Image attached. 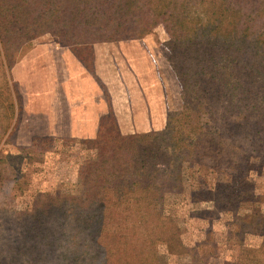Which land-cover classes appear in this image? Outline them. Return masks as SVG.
<instances>
[{"label": "rangeland", "instance_id": "rangeland-1", "mask_svg": "<svg viewBox=\"0 0 264 264\" xmlns=\"http://www.w3.org/2000/svg\"><path fill=\"white\" fill-rule=\"evenodd\" d=\"M99 1L110 12L118 3ZM135 1L136 14L133 6L105 15L129 28L117 26L109 40L70 46L45 28L33 33L35 25L18 44L0 34V264H264V103L204 100L196 120L197 101L184 89L197 93L209 76L224 78V68L195 52L227 54L212 29L244 19L236 15L244 3L262 11L246 34L264 33V0ZM195 30L205 33L193 38ZM66 31L67 43L79 34ZM200 67L216 70L199 82ZM103 126L123 137L170 131L180 158L186 149L199 156L177 164L170 151L165 173L153 179L156 206L122 194L106 197L118 205H104L108 192L82 185L90 161L106 143L114 149L108 139L95 145ZM147 173L155 174L149 164L132 175Z\"/></svg>", "mask_w": 264, "mask_h": 264}, {"label": "trees", "instance_id": "trees-1", "mask_svg": "<svg viewBox=\"0 0 264 264\" xmlns=\"http://www.w3.org/2000/svg\"><path fill=\"white\" fill-rule=\"evenodd\" d=\"M121 1L113 0V2L118 3L116 8L110 12V6L112 5L107 3L106 7L105 3L103 4V1L100 3L99 0H0V34L4 37L6 31V34L12 35L13 41L18 44L31 34V28L35 25L32 30L33 33L37 34L39 29L45 28L51 33H56L61 38L62 43L70 46L87 45L97 40H109L113 38L111 34L115 32L119 33L117 26L121 30L129 29L124 25L127 21L116 24L112 20H107L110 13L115 12L116 14L119 10L120 12L131 13L136 1L134 0L133 6L127 8L121 4ZM242 5L248 6L244 7L243 11L240 10L242 13L238 12L236 15L244 17V19L229 21L228 24L231 25L230 30L222 27L223 22L219 25L217 23L214 24L216 28L212 29L215 31L216 38H221L225 41L229 49L228 53L221 54L220 49L217 50L216 54L211 55V50L208 52L197 50L195 52L198 55L197 58L200 60L208 57L207 63L209 61L214 62L216 68L220 70L224 68V72L221 73L224 78L221 81L213 80L220 76L216 75L213 77L209 76L207 82H203L202 80L206 79L204 74L216 69L200 67L197 71L201 78H199V82H203L206 85L202 88L201 84L197 93H195L194 87L184 85L187 97L197 101L194 104L197 109L196 120L202 119L203 115H205V103L212 102L215 107H219L224 103L226 108L232 107V104L237 102L256 101L264 103V33L254 32L250 35V38L246 34L249 24L250 26L259 25L258 23L261 20L259 16L262 15L261 5L252 4V7L249 6V3ZM103 7L108 9L107 14L105 13L106 11H102ZM137 10H139V7L134 6L133 13L136 14ZM47 15L46 20L45 17ZM105 15L106 19H104ZM244 26H246V29H244ZM72 28H75L74 32H78L79 34L76 35L71 43H67L62 38L67 32L66 30ZM145 28L146 25H143V29ZM251 29L252 27H249L248 32ZM167 30L171 32L172 29L168 28ZM185 30L186 27L184 25L180 31L185 32ZM218 30L222 33L217 32ZM62 33L63 36H61ZM202 33H205V31H193V38L199 37ZM92 35H95V40L84 38ZM182 55L185 56L183 59L184 64L175 66L181 70L186 68V60L190 56L187 50L183 51ZM171 60L173 61L172 57ZM222 100H225V102H222ZM187 103L185 102L186 105ZM217 111H208L209 116L213 117L217 114ZM106 131L108 129H104L103 126L95 145L100 146L99 142H106L108 139L110 146L114 149L110 151L108 143H106V150L104 149L102 150L103 152H99V155L95 156L92 161L89 160L90 163L86 166L87 175L82 184L88 190H96L98 194L104 191L108 192L106 196L101 198V203L104 205H118L117 201L110 203V200L106 197L111 194L112 197L118 199L119 195L122 194L124 197H134V200L139 202L140 205L147 201L150 206H156L159 204L161 198L155 196V192L159 191V189L156 186V181L153 179L162 177L163 173H165L164 169L166 168L165 165L169 159L170 151L175 154L174 160L178 161L177 164L184 158H187V155H190V159L192 160L197 159L199 156H192L189 152L191 150L187 151L186 149L184 156L180 158L182 156V148L179 146V140L176 139L175 135L172 136L171 134L173 133L170 131L158 132L155 135L136 134L126 137L121 136L116 130H112V132ZM200 137L199 142L206 141L202 131ZM188 140H190L189 136L185 141ZM89 142L91 143V141ZM180 142H183V139ZM190 143H193V140H190ZM219 144L224 145L223 140ZM218 153L221 154V152ZM205 158L207 161L215 162L211 156ZM147 164H149L150 169L154 168V175L147 173L150 175L149 179L147 174H138V179L136 175L135 177L133 176L136 170L139 168L143 169ZM176 168L180 177L181 165H177ZM108 180L112 182V187L109 190L98 191V188H100L98 185L108 182ZM123 202L126 203L127 200L123 199ZM154 202H156L155 205L153 204ZM169 238H171L175 246L179 245L173 234Z\"/></svg>", "mask_w": 264, "mask_h": 264}]
</instances>
